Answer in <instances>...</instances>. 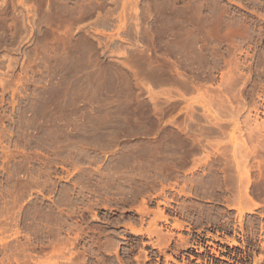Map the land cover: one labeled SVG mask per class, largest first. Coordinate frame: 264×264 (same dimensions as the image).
<instances>
[{"label":"rangeland","instance_id":"374dc122","mask_svg":"<svg viewBox=\"0 0 264 264\" xmlns=\"http://www.w3.org/2000/svg\"><path fill=\"white\" fill-rule=\"evenodd\" d=\"M162 187L264 264V0H0V264H152Z\"/></svg>","mask_w":264,"mask_h":264},{"label":"bare ground","instance_id":"6f19581e","mask_svg":"<svg viewBox=\"0 0 264 264\" xmlns=\"http://www.w3.org/2000/svg\"><path fill=\"white\" fill-rule=\"evenodd\" d=\"M184 84L185 83H183V85ZM165 189H166L165 187H162L160 192L155 195V197L161 198L162 201L159 202L158 204H162L164 206V210L158 209L156 212H154L153 219L151 220V222L148 223V226L146 228L142 227V220H140L139 229L130 227L131 232L140 235V237L145 236L147 238L146 243H141V246L143 249L142 250L143 260L146 261L147 263L160 264V261H161L160 256H162L164 258V263H167L168 261H170L172 264H179L178 262L175 261L174 258L180 257V260H181L180 264H188V262L185 260V257L183 255L179 256L178 252L180 250H187V249L194 250L195 249L197 253L204 254L203 257L194 258L196 261V264H201V263L213 264V257H216V255H214L213 253L214 251H211V254H206L201 246L203 237H208V238L210 237L207 233H204L200 230L196 232V235L194 237L190 236L188 238L182 237L178 233V231H181L185 226L189 230L193 227L192 226L193 223L196 224L194 221V218L192 217L194 214L192 213V210L191 211L188 210L190 208L187 209L183 205H180V207L170 206L169 200L166 198ZM241 209L242 208L238 210L240 215L242 212ZM142 211L143 210H139V213H141ZM171 215L173 217H171ZM206 217L205 219H207L206 220L207 222L206 221L205 222L210 223L211 228H213V224H214L213 221L209 219V215H208V218ZM179 219H183L185 221H181ZM159 222L162 224V226H160V228L158 229L157 224ZM184 222H188V223H184ZM202 234H205V236H203ZM222 240L223 239H220V241ZM224 240H226V238ZM226 242L229 243L231 246L238 245L234 239L230 241L226 240ZM147 246L150 247V250L145 249ZM167 251L171 252L170 256H166ZM114 254H116L117 264H131V262L129 261H122L123 259L119 258L117 255V250H115ZM172 256L174 258H172ZM139 258H140L139 256L134 257V260L132 261H134L135 264H139Z\"/></svg>","mask_w":264,"mask_h":264}]
</instances>
